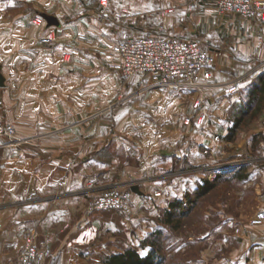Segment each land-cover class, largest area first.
Masks as SVG:
<instances>
[{
  "label": "crops",
  "instance_id": "1",
  "mask_svg": "<svg viewBox=\"0 0 264 264\" xmlns=\"http://www.w3.org/2000/svg\"><path fill=\"white\" fill-rule=\"evenodd\" d=\"M99 1L5 0L1 7L7 9L0 14V72L4 77V85L0 86V116L27 122L31 127L20 128L32 131L55 121L74 120L76 104L89 105L90 109L93 105H107L115 89L120 92L143 81L139 76H131L125 79L126 87L122 84L119 69L107 65L111 60L117 62L110 54L111 48L126 37L155 33L200 40L211 51L213 63L208 79L211 85L195 92L196 97L207 104L211 125L209 130L204 126L194 133L197 143L189 146L188 151L192 153L194 149L190 147L206 140L214 147V142L209 140L211 132L219 126L214 133H218V137L224 135L229 125L230 108L240 99V90L225 83L240 75L251 58H264V38L256 35V25L234 14L221 16L206 0H108L107 9ZM155 1L173 10L160 21V32L148 33L149 28L134 26L126 20L130 19L128 16L122 15L121 10L152 7ZM115 13L122 16L116 17ZM35 15L43 17L40 25L31 21ZM43 34H50V43L37 40ZM62 48L74 51V58L76 55L83 60L89 58V68L84 67L88 64H82L81 81L70 79L75 74L69 72L68 63L58 64ZM87 72L95 74L88 79L84 74ZM76 85L82 96L69 92ZM249 87L245 90L247 97ZM59 89L68 91L59 95ZM92 89L100 92L99 100L94 103L90 101ZM162 95L154 89L128 103L110 105L113 106L110 118L102 119L104 123L117 120L118 114L126 109L127 114L105 134L116 147L127 143L126 138L135 137L140 141L135 153H141L143 158L138 163L125 164L119 174L126 176L146 167L145 161L151 158L149 154L158 150L157 139L150 132L141 133V128H135L134 124L139 123L140 116L147 110L153 111L155 106H164L170 101ZM86 123L90 124L91 120ZM246 131L248 136L254 133L264 136V100ZM69 134L70 131L65 130L61 136ZM61 143L64 147L65 142ZM59 145L56 140L41 141L35 152L0 146V202L7 201L0 213V264L13 263L25 228L35 230L38 247L47 251L45 264H101L104 254L122 249L118 244L113 245L110 236L111 230L115 232L123 226L122 217L115 210L85 209V200L73 192L82 183L79 175L85 171L81 167L80 174L75 177L72 163L65 157L53 156L58 153ZM73 146V142L65 144L66 148ZM179 146L185 155L187 141ZM183 177H177L178 183ZM54 194L56 199L51 200ZM145 204L148 205L146 201ZM254 235L256 238H250L258 245L251 247L242 260L248 264H264V227Z\"/></svg>",
  "mask_w": 264,
  "mask_h": 264
},
{
  "label": "rangeland",
  "instance_id": "2",
  "mask_svg": "<svg viewBox=\"0 0 264 264\" xmlns=\"http://www.w3.org/2000/svg\"><path fill=\"white\" fill-rule=\"evenodd\" d=\"M4 2L5 0H0V14H3V11L7 9L4 6L1 7ZM107 3L108 0L104 7L106 9L108 8ZM208 3L215 9L213 3ZM99 4L101 5L100 1ZM170 11L173 10L162 7L156 1L152 7H132L127 11L121 10L123 16L130 18L126 19L128 22L130 20L134 26L141 27L143 25L149 28L148 33L150 31L160 32L159 23L167 14L171 13ZM122 15L115 13L116 17ZM132 18H135L134 21H131ZM42 19V16L35 15L31 21L40 25L43 22ZM49 35H40L37 40L44 44L50 43L52 38ZM150 35L163 36L155 33ZM59 53L58 64L62 66L63 63H68V69L71 68L69 72L73 71L75 74L74 78L70 79L81 81L82 68H89L91 65L88 64L89 58L83 60L77 55L74 58L72 55L74 51L68 52L63 48ZM110 54L117 62L114 63L111 60V63H107L108 67L116 66L122 74V84H127L126 80L129 77L123 75L119 67L120 56L114 47L111 48ZM262 60L264 58H251L250 64H245V70L240 74L245 76L234 84L240 90V99L236 105L246 100L245 90L252 82L257 81V75L259 73L264 75V66L258 67ZM83 63L88 65L83 67ZM84 74L86 78L90 79V76L95 73ZM143 83L144 81L129 89L124 84L126 88L120 92L115 89L111 100L105 106L93 105L90 109L89 105L76 104L74 120L55 121L32 131L20 128L21 126L31 127L27 122L0 116V120L12 124L13 136L20 138V141L12 138L18 142L17 144L7 143L0 144V146H6L11 150L26 148L35 152L39 149L41 141H58L59 151L52 155H58L59 158L65 157L72 163L75 177L80 174L81 167L86 172L79 175L82 178V183L73 192L85 200V209L88 211L111 210H94L89 206L92 197L99 195L103 190L116 188L127 191L130 197L131 212L124 214L114 211L122 217L123 226L115 232L111 230L110 236H112L113 245L118 244L122 249L127 246L138 248L142 238L155 229H161L159 240L161 243L160 253L163 256L162 264L244 262L249 249L258 245L257 241H252L253 239L250 237H254L255 232L264 227V218L258 219V213L264 212V137L259 135L252 138L246 134V128L254 117L249 113L244 117L235 138L230 142L223 136L216 138L218 133L214 132L219 130V126L215 127L209 138L214 142V147L210 146V143L207 144L208 140H206L205 143L204 141L201 143L202 145L197 144L196 147H190L189 149H194L190 153L188 147L197 143L194 133L200 131L204 126L209 130L208 127L211 125L207 104L204 99L196 97L195 92L199 91L196 89L155 88L157 92L163 94L162 96L165 95L166 99L170 98V101L164 106H155L153 111L147 110L143 116H140L139 123H135L134 127H140L141 133L150 132L153 138L157 139L159 148L149 154L148 157L151 158L145 161L146 165L144 166L146 167L139 171L134 170L124 176L119 172L123 170L125 164L138 163L139 159L143 158L141 153L139 155L135 153L140 146V141L139 139L135 140V137H133L134 139L126 138L127 143L123 144L122 142L116 147L114 141L105 134L109 127L113 128L116 121L127 114L126 109L118 114L117 120L110 119L104 123L102 119L110 118L111 107H113L110 105L117 106L121 100L126 99ZM58 91L59 95H63L68 90L59 89ZM92 91L90 101L94 103L99 100L100 92L97 89H92ZM151 91L154 89L124 101L128 103L132 99L150 94ZM69 92L75 96L76 94L82 96L77 85ZM106 92L109 91L106 90ZM69 96L71 95L69 94ZM202 100L203 103H201ZM182 103H186V105L182 107ZM236 105H232L230 111L235 112ZM85 119L91 120V123H86L87 120L83 122L82 120ZM220 125L224 126L222 123ZM65 130L70 131L67 137L61 136ZM134 135L136 134L134 133ZM224 140L228 142H224ZM63 141L65 144L67 141L73 142V148H66L65 144L63 147L61 143ZM182 141H187V147H184L187 152L185 155L179 148ZM96 148L98 149L96 150ZM216 168H220V172H215ZM235 173L237 175L233 176ZM180 176L184 177L182 182L178 183L176 179L177 177L181 178ZM217 176L219 177L215 181L216 185L213 189L197 198L192 209L181 218V224L177 229L162 225L161 218L168 200L175 196L182 197L185 191L190 192L199 178L215 180L214 178ZM120 177L124 179L122 180ZM141 192L142 194H140ZM143 192L146 193L143 194ZM55 199L54 194L51 200ZM6 204L7 201L0 202V213L6 208ZM244 241L247 243L245 244ZM139 251L146 252L145 249L140 248Z\"/></svg>",
  "mask_w": 264,
  "mask_h": 264
},
{
  "label": "built area",
  "instance_id": "3",
  "mask_svg": "<svg viewBox=\"0 0 264 264\" xmlns=\"http://www.w3.org/2000/svg\"><path fill=\"white\" fill-rule=\"evenodd\" d=\"M214 4L217 14H234L256 25V35L264 38V0H206ZM104 7L106 0H100ZM115 50L120 56L119 67L125 77L139 76L144 83L126 99L141 95L155 88L200 89L210 86V68L213 56L200 40L174 36L135 35L117 42ZM264 66L262 60L258 67ZM245 75L229 80L234 85ZM126 99L121 100L124 101ZM12 124L0 120V144H17L20 138L13 136ZM16 140H14V139ZM218 138V136L216 137ZM220 169V168H219ZM218 168L215 172H220ZM128 192L116 188L105 189L94 195L90 208L111 209L128 214L131 212ZM264 212L258 213V219ZM47 251L38 247L34 229L25 228L22 243L12 264H45Z\"/></svg>",
  "mask_w": 264,
  "mask_h": 264
},
{
  "label": "trees",
  "instance_id": "4",
  "mask_svg": "<svg viewBox=\"0 0 264 264\" xmlns=\"http://www.w3.org/2000/svg\"><path fill=\"white\" fill-rule=\"evenodd\" d=\"M256 79V82L250 84L246 101L238 103L235 112L230 111L229 125L223 135L225 140L232 141L241 127L244 117L248 113L254 117L263 107L264 75L259 73ZM259 135L263 136L261 133H254L251 136L255 138ZM236 175L235 173L233 176ZM218 177L214 178L215 180L199 178L190 192L185 191L182 197L175 196L168 200L161 218L162 225L177 229L181 224V218L188 214L198 197L213 189ZM160 236L161 229H155L139 241L138 248L127 246L120 251L104 254L100 262L101 264H162ZM139 248L145 249L146 252H140ZM233 264H248V262H235Z\"/></svg>",
  "mask_w": 264,
  "mask_h": 264
},
{
  "label": "water",
  "instance_id": "5",
  "mask_svg": "<svg viewBox=\"0 0 264 264\" xmlns=\"http://www.w3.org/2000/svg\"><path fill=\"white\" fill-rule=\"evenodd\" d=\"M3 85H4V77L0 72V86H3Z\"/></svg>",
  "mask_w": 264,
  "mask_h": 264
}]
</instances>
